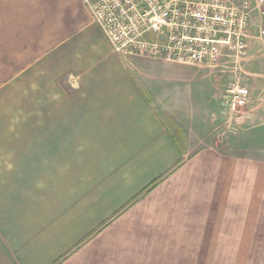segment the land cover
Segmentation results:
<instances>
[{
    "label": "crops",
    "instance_id": "0c3cea01",
    "mask_svg": "<svg viewBox=\"0 0 264 264\" xmlns=\"http://www.w3.org/2000/svg\"><path fill=\"white\" fill-rule=\"evenodd\" d=\"M138 70L84 0H0V264H264V153L187 155Z\"/></svg>",
    "mask_w": 264,
    "mask_h": 264
},
{
    "label": "built area",
    "instance_id": "2783aa9c",
    "mask_svg": "<svg viewBox=\"0 0 264 264\" xmlns=\"http://www.w3.org/2000/svg\"><path fill=\"white\" fill-rule=\"evenodd\" d=\"M112 50L216 67L226 58L239 63L248 54L254 11L264 14V0H84ZM264 36V28L260 29ZM249 87L239 81L223 92L222 111L244 114Z\"/></svg>",
    "mask_w": 264,
    "mask_h": 264
},
{
    "label": "rangeland",
    "instance_id": "374dc122",
    "mask_svg": "<svg viewBox=\"0 0 264 264\" xmlns=\"http://www.w3.org/2000/svg\"><path fill=\"white\" fill-rule=\"evenodd\" d=\"M254 12L257 14L250 24L248 54L239 63L223 58L219 66L204 67L144 56H125L135 62L139 69L138 78L155 84L150 88L153 89V99L162 101L159 106L170 107L169 115L174 118L168 119L167 123L182 135L183 145L191 147L186 150L187 155L208 148L215 153L218 149L233 153L235 146L244 143L258 146L257 152L264 153V130L261 128L264 127V36L260 33L264 28V14ZM234 81L246 84L251 91L244 107L249 112L248 117L239 122L235 121V115L228 118L230 115L222 111L224 89ZM190 96L193 97L189 101ZM252 111H255L253 116ZM251 116L254 121L250 125L246 120ZM223 117L228 121L224 122Z\"/></svg>",
    "mask_w": 264,
    "mask_h": 264
}]
</instances>
